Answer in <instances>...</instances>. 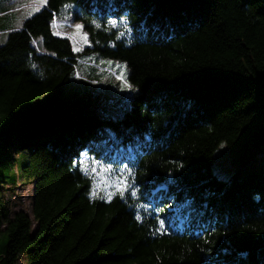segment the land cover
Returning <instances> with one entry per match:
<instances>
[{"label": "trees", "instance_id": "trees-1", "mask_svg": "<svg viewBox=\"0 0 264 264\" xmlns=\"http://www.w3.org/2000/svg\"><path fill=\"white\" fill-rule=\"evenodd\" d=\"M92 53L126 64L118 116L61 101ZM258 87L264 0H47L0 45V264H264V164L211 168L242 128L264 142ZM16 162L31 215L3 197Z\"/></svg>", "mask_w": 264, "mask_h": 264}, {"label": "rangeland", "instance_id": "rangeland-1", "mask_svg": "<svg viewBox=\"0 0 264 264\" xmlns=\"http://www.w3.org/2000/svg\"><path fill=\"white\" fill-rule=\"evenodd\" d=\"M16 6V0H0V12ZM32 9L25 16L34 13ZM4 26L7 21L4 19ZM3 21H0L1 23ZM67 24L68 37L72 39L74 49H80L81 37L86 33L83 28L77 31L75 25L80 23L68 20L62 21ZM58 23L56 27L58 28ZM56 30V28H55ZM57 31V30H56ZM8 31L0 35V45L6 42ZM107 62H112L109 65ZM116 65L123 66V80L118 79L120 72ZM127 67L125 62L110 58H101L98 54L84 55L78 62L71 81L64 88L61 101L64 108H78L90 106L96 109L100 115L118 116L129 106L133 97V90H129L130 84L126 80ZM133 88V87H132ZM256 97L264 110V88H256ZM22 162H16V167L6 170L4 180L8 183L3 186V197L8 202L12 212L24 210L31 215L33 184L12 182L18 178V167ZM264 164V142L257 143L253 127L242 128L239 132L235 146H230L226 141H221L214 150L212 171L218 177L229 178L235 169L241 172ZM18 264H25L19 261Z\"/></svg>", "mask_w": 264, "mask_h": 264}, {"label": "crops", "instance_id": "crops-1", "mask_svg": "<svg viewBox=\"0 0 264 264\" xmlns=\"http://www.w3.org/2000/svg\"><path fill=\"white\" fill-rule=\"evenodd\" d=\"M44 5L41 3V0H16V6H11L5 11L0 12V21L7 18L9 20V25L4 27L0 25V35H3V32L7 30L9 32L10 29H16L21 27L22 21L24 20L25 15L29 14L32 9L41 8ZM68 21H71L68 19ZM57 30L63 33L64 35H68L67 24L59 21ZM38 42L40 39H37ZM85 41L81 37V42L78 45L83 47L85 45ZM80 47V48H81Z\"/></svg>", "mask_w": 264, "mask_h": 264}, {"label": "snow or ice", "instance_id": "snow-or-ice-1", "mask_svg": "<svg viewBox=\"0 0 264 264\" xmlns=\"http://www.w3.org/2000/svg\"><path fill=\"white\" fill-rule=\"evenodd\" d=\"M41 3L43 5H46L47 4V0H41ZM39 10H40L39 8H35L33 11L35 12V11H39ZM112 23H113V25H115L116 22L113 21ZM82 27L83 26L82 25H79V24L75 25V28L77 29V31H80L82 29ZM96 27H100V25L97 24ZM82 38L85 41V43H87V35L85 34ZM34 43H35V41H34ZM74 50L79 51L78 48L77 49H74ZM107 63L109 65H111L112 62H107ZM116 68L120 72V75L117 78L123 80V72L125 71L124 67L123 66H120V65H116ZM128 88H129V90H134L132 88V85L131 84L128 85ZM132 194L135 195L136 193L133 192ZM160 223H161V226L163 227V221H161Z\"/></svg>", "mask_w": 264, "mask_h": 264}, {"label": "clouds", "instance_id": "clouds-1", "mask_svg": "<svg viewBox=\"0 0 264 264\" xmlns=\"http://www.w3.org/2000/svg\"><path fill=\"white\" fill-rule=\"evenodd\" d=\"M254 199H257L258 200V197H254Z\"/></svg>", "mask_w": 264, "mask_h": 264}]
</instances>
